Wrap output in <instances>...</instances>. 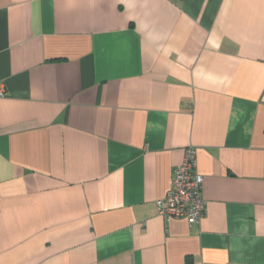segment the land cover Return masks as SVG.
<instances>
[{
	"label": "crops",
	"instance_id": "0c3cea01",
	"mask_svg": "<svg viewBox=\"0 0 264 264\" xmlns=\"http://www.w3.org/2000/svg\"><path fill=\"white\" fill-rule=\"evenodd\" d=\"M0 89V264H264V0H0Z\"/></svg>",
	"mask_w": 264,
	"mask_h": 264
},
{
	"label": "built area",
	"instance_id": "2783aa9c",
	"mask_svg": "<svg viewBox=\"0 0 264 264\" xmlns=\"http://www.w3.org/2000/svg\"><path fill=\"white\" fill-rule=\"evenodd\" d=\"M4 91L0 89V97ZM203 176L197 171L196 150L187 145L180 163L174 168L169 190L155 201L156 213L164 219H185L199 223L205 201L201 195Z\"/></svg>",
	"mask_w": 264,
	"mask_h": 264
}]
</instances>
